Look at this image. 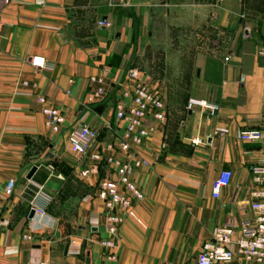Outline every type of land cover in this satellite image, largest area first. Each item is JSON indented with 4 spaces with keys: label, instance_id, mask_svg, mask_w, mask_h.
Masks as SVG:
<instances>
[{
    "label": "crops",
    "instance_id": "0c3cea01",
    "mask_svg": "<svg viewBox=\"0 0 264 264\" xmlns=\"http://www.w3.org/2000/svg\"><path fill=\"white\" fill-rule=\"evenodd\" d=\"M139 1L119 0L116 6L122 9L117 10L109 0H9L0 5V264H196L216 228L229 218L238 223L254 218L253 194L264 190L251 175V167L264 166V4L249 8V20L258 19L261 28L256 34L249 30V39L246 33L242 50L231 44L222 61H211L197 47L195 82L206 88L207 96L184 92L182 103L174 105L163 91L167 122L156 125L138 150L151 167L127 174L143 199L125 215L114 249L103 246L109 239L106 207L96 185L106 177L118 181L116 173L102 166L80 193L70 188L69 173H78L84 163L69 151L68 137L75 127L86 124L100 130L94 151L118 143L116 130L122 125L117 128L114 120V98L126 85L133 44L140 53L158 6L157 1L155 6ZM100 22L111 28L100 27ZM35 57L43 58L47 69L35 68ZM211 63L217 73L201 76ZM92 79H103L111 95L101 105L87 103L98 87ZM41 98L62 112L65 124L59 134H50ZM191 99L217 105L219 111L191 112ZM100 107L102 115L95 112ZM251 131L260 132L262 141L241 139ZM35 148L37 155H31ZM116 159L123 165L133 162L124 152ZM33 168L36 173L28 180ZM227 172L233 175L231 183L216 199L212 185ZM10 181L15 191L7 197ZM63 188L70 191L67 197L79 199L70 224L53 208ZM35 196L46 211L44 218H29ZM74 230L80 232L78 238L71 237L61 248ZM25 235L33 240L24 241Z\"/></svg>",
    "mask_w": 264,
    "mask_h": 264
},
{
    "label": "built area",
    "instance_id": "2783aa9c",
    "mask_svg": "<svg viewBox=\"0 0 264 264\" xmlns=\"http://www.w3.org/2000/svg\"><path fill=\"white\" fill-rule=\"evenodd\" d=\"M9 0H0V5H7ZM100 27L110 29L111 24L100 22ZM32 65L37 69H47V63L43 58L35 57ZM148 77L137 70H129L126 76V85L120 87L115 99L114 120L117 128L118 143L107 147H94L99 144V132L91 125L82 124L75 127L69 137L68 146L72 154L78 159L87 161L82 170L78 172V178L87 181L98 176L101 167H110L118 176V181L108 177L98 181L97 196L105 205L106 229L109 239L103 246L108 250L116 247L119 226L123 223L135 201H141L143 195L135 184L128 178L129 170L150 168L151 164L138 153L139 148L145 146L155 131V126L164 127L167 122L168 108L162 89H154L148 85ZM98 87L88 96L87 103L90 106L101 105L111 96L103 88V79H92ZM151 85V83H150ZM42 113L46 119V126L53 134L60 133L65 124L62 112L55 106L48 104L45 99H39ZM196 109L215 115L219 107L206 101L191 99L188 110ZM108 127L107 124H105ZM109 129H111L109 127ZM241 139L246 142H261L263 137L258 131L244 132ZM126 153L132 157L130 165L118 162L116 156ZM251 175L254 183L264 187V166L251 167ZM232 173H225L212 185V196L218 199L223 189L230 185ZM40 191L43 187H36ZM15 191V182L10 181L5 187L4 193L11 197ZM39 191V192H40ZM254 201L251 209L254 218L238 223L229 218L224 225L216 228L212 234V240L203 245L201 252L196 257V264H264V190L253 194ZM40 199L35 196L30 201V212L35 217H46V211L41 207ZM1 215V211H0ZM24 241L31 242L33 237L25 235ZM79 254V252H76ZM114 259V256H111Z\"/></svg>",
    "mask_w": 264,
    "mask_h": 264
},
{
    "label": "rangeland",
    "instance_id": "374dc122",
    "mask_svg": "<svg viewBox=\"0 0 264 264\" xmlns=\"http://www.w3.org/2000/svg\"><path fill=\"white\" fill-rule=\"evenodd\" d=\"M109 1L114 6L119 5V0ZM156 1L158 6L153 8L152 19L146 28L145 42L142 44L143 48L140 53H137L136 44H133L135 51L132 52L129 69L147 75V82L150 87L163 91L167 90L169 95L173 97L174 105L182 103L185 96L184 92L194 97L208 95L206 88L195 82L198 70L195 66L197 47L202 48V53L208 60L216 58L222 61L231 44L242 50L246 33L249 39V30L255 32V29L261 28V21L258 19L249 20V8H263L264 2L262 0H140L139 4L152 2L154 5ZM254 1L258 2L253 4ZM144 8L149 9L143 6L142 9ZM114 9L122 8L116 6ZM94 13L100 15L101 11L97 10ZM254 15L255 17L258 16V14ZM226 27L231 31L224 32ZM210 65L211 68L208 66L204 73L200 72L201 76L215 75L218 68L215 65L212 66V63ZM153 84L155 86H152ZM108 91L112 92L113 90ZM95 129L99 132L100 137V130ZM50 134L53 133L50 131ZM44 143L47 151L48 141L46 140ZM37 153L38 150L35 148L31 155H37ZM70 154L76 158L71 151ZM57 167L60 172L67 173L62 165H57ZM69 175L73 179L70 188L76 189V194L87 187L85 184L87 181L80 180L78 173H69ZM64 190L65 188L59 192L53 208L56 215L58 213L59 216H67L65 221L70 224L79 199L67 197L70 191L67 193ZM72 232L75 235H67L68 237L60 244L61 248L64 247L65 243L70 242L71 237L78 238L75 236L80 232L77 230Z\"/></svg>",
    "mask_w": 264,
    "mask_h": 264
},
{
    "label": "water",
    "instance_id": "95a60500",
    "mask_svg": "<svg viewBox=\"0 0 264 264\" xmlns=\"http://www.w3.org/2000/svg\"><path fill=\"white\" fill-rule=\"evenodd\" d=\"M95 112L98 114V115H102V113H103V108H97V109H95ZM36 168H33L31 171H30V173H29V175H28V180H31L32 179V177L34 176V174L36 173ZM34 216H35V214H34V212H31L30 213V215H29V218L30 219H33L34 218Z\"/></svg>",
    "mask_w": 264,
    "mask_h": 264
},
{
    "label": "trees",
    "instance_id": "16d2710c",
    "mask_svg": "<svg viewBox=\"0 0 264 264\" xmlns=\"http://www.w3.org/2000/svg\"><path fill=\"white\" fill-rule=\"evenodd\" d=\"M217 73V72H216Z\"/></svg>",
    "mask_w": 264,
    "mask_h": 264
}]
</instances>
